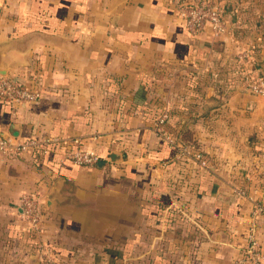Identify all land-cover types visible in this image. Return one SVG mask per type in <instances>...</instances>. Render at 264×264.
<instances>
[{
    "label": "crops",
    "instance_id": "crops-1",
    "mask_svg": "<svg viewBox=\"0 0 264 264\" xmlns=\"http://www.w3.org/2000/svg\"><path fill=\"white\" fill-rule=\"evenodd\" d=\"M216 1L220 36L188 32L167 0H0V72L41 90L17 106L0 99V135L79 138L103 162L75 165L62 142L0 152V264H49L39 243L47 260L69 264L238 255L251 204L237 189L264 193V96L246 88L264 77V0ZM161 114L208 166L154 131ZM25 192L42 205L36 235L22 217ZM258 226L264 249V215Z\"/></svg>",
    "mask_w": 264,
    "mask_h": 264
},
{
    "label": "built area",
    "instance_id": "built-area-1",
    "mask_svg": "<svg viewBox=\"0 0 264 264\" xmlns=\"http://www.w3.org/2000/svg\"><path fill=\"white\" fill-rule=\"evenodd\" d=\"M175 5L178 15L183 21L185 29L190 33L208 29L214 36L224 35L228 31L225 21L224 7L216 0H167ZM239 56H246L239 54ZM246 88L255 94L264 96V77L262 75L246 84ZM41 97L38 87L28 86L18 78L0 74V99L10 105L17 106L23 102H35ZM166 115L161 114L154 120L153 129L168 144L172 145L179 155L191 156L200 167L208 166V160L199 150H192L191 146L180 143L173 135L164 129ZM72 144L74 148L66 150L64 159L75 165L95 166L100 160V155L81 143L79 138L70 137H36L19 138L12 135H0V152L14 157L22 153H46L52 144ZM250 182L253 176H247ZM261 187V186H260ZM262 187L245 186L238 188L237 193L248 198L251 209L248 225L245 233L244 245L238 255L229 264H264V249L260 243L258 223L264 215V193ZM261 192L260 194L258 193ZM19 205L22 208V217L27 223L29 233L36 235L41 230L43 217L42 205L37 194L33 192L22 193L19 197ZM47 248L43 244L36 245V251L40 260L49 264H69L56 260H47Z\"/></svg>",
    "mask_w": 264,
    "mask_h": 264
},
{
    "label": "water",
    "instance_id": "water-1",
    "mask_svg": "<svg viewBox=\"0 0 264 264\" xmlns=\"http://www.w3.org/2000/svg\"><path fill=\"white\" fill-rule=\"evenodd\" d=\"M0 74H7V73H3V72H0ZM103 163L101 160L97 163V164H100Z\"/></svg>",
    "mask_w": 264,
    "mask_h": 264
},
{
    "label": "rangeland",
    "instance_id": "rangeland-1",
    "mask_svg": "<svg viewBox=\"0 0 264 264\" xmlns=\"http://www.w3.org/2000/svg\"><path fill=\"white\" fill-rule=\"evenodd\" d=\"M256 185H257V184H256ZM256 185H255V186H256ZM115 257H120V255L117 254Z\"/></svg>",
    "mask_w": 264,
    "mask_h": 264
},
{
    "label": "trees",
    "instance_id": "trees-1",
    "mask_svg": "<svg viewBox=\"0 0 264 264\" xmlns=\"http://www.w3.org/2000/svg\"><path fill=\"white\" fill-rule=\"evenodd\" d=\"M253 78L255 79L256 77H252V79H253ZM254 79H253V80H254ZM120 257H121V256H120Z\"/></svg>",
    "mask_w": 264,
    "mask_h": 264
}]
</instances>
